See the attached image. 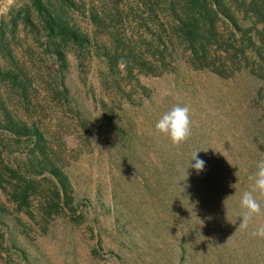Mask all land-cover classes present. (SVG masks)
<instances>
[{
  "label": "rangeland",
  "instance_id": "obj_1",
  "mask_svg": "<svg viewBox=\"0 0 264 264\" xmlns=\"http://www.w3.org/2000/svg\"><path fill=\"white\" fill-rule=\"evenodd\" d=\"M25 1L3 0L0 17ZM68 60L64 82L87 132L55 98L44 103L43 124L60 135L55 144L74 212L57 210L43 231L36 208L45 180L37 184L39 198L30 197L36 221L15 211L0 190V206L9 212L0 211V264H264V238L250 235L264 227L258 192L261 213L247 229L239 227L242 194L252 190L249 177L264 159V79L245 69L220 77L178 61L163 75L140 76L147 96L120 103L108 123L98 100L107 93L102 59L91 54L80 68ZM175 105L190 108L191 135L180 145L155 132ZM197 151L205 162L200 172L188 168ZM13 215L27 222V235Z\"/></svg>",
  "mask_w": 264,
  "mask_h": 264
},
{
  "label": "trees",
  "instance_id": "obj_2",
  "mask_svg": "<svg viewBox=\"0 0 264 264\" xmlns=\"http://www.w3.org/2000/svg\"><path fill=\"white\" fill-rule=\"evenodd\" d=\"M91 54L106 68L101 88L107 93L98 100L108 123L120 103L147 96L140 76L163 75L178 61L220 77L245 69L264 79V0H26L0 17V190L15 211L36 221L30 197L39 198L37 184L45 180L36 208L43 231L57 210L74 212L55 144L60 135L43 124L44 103L55 98L70 106L87 132L64 78L69 57L80 68ZM12 220L27 235V222ZM2 242L1 235L0 249Z\"/></svg>",
  "mask_w": 264,
  "mask_h": 264
},
{
  "label": "clouds",
  "instance_id": "obj_3",
  "mask_svg": "<svg viewBox=\"0 0 264 264\" xmlns=\"http://www.w3.org/2000/svg\"><path fill=\"white\" fill-rule=\"evenodd\" d=\"M190 108L188 106L175 105L168 112L164 113L162 117L155 124V132L157 135H166L173 145H180L189 139L191 135L190 129ZM195 152L189 167L200 172L204 169L205 162L197 157ZM257 171L254 176H250L249 179L253 180V186L251 191H245L241 197V207L245 209L239 227L241 229H247L252 218L261 213V205L258 202L254 192H258L261 197H264V159L257 162ZM254 238H264V227L250 233Z\"/></svg>",
  "mask_w": 264,
  "mask_h": 264
},
{
  "label": "water",
  "instance_id": "obj_4",
  "mask_svg": "<svg viewBox=\"0 0 264 264\" xmlns=\"http://www.w3.org/2000/svg\"><path fill=\"white\" fill-rule=\"evenodd\" d=\"M2 4H3V0H0V8H1Z\"/></svg>",
  "mask_w": 264,
  "mask_h": 264
}]
</instances>
